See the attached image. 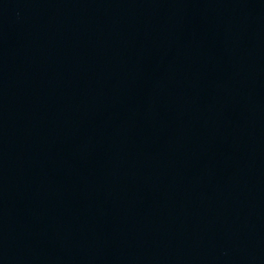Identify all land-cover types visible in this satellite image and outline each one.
Segmentation results:
<instances>
[{
    "label": "water",
    "instance_id": "obj_1",
    "mask_svg": "<svg viewBox=\"0 0 264 264\" xmlns=\"http://www.w3.org/2000/svg\"><path fill=\"white\" fill-rule=\"evenodd\" d=\"M0 264H264V0H0Z\"/></svg>",
    "mask_w": 264,
    "mask_h": 264
}]
</instances>
